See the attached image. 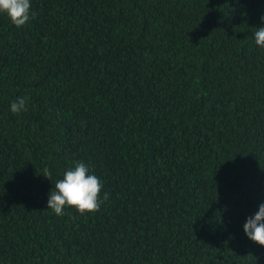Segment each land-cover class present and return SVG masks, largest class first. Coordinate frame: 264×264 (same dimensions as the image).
<instances>
[{
  "label": "trees",
  "instance_id": "trees-1",
  "mask_svg": "<svg viewBox=\"0 0 264 264\" xmlns=\"http://www.w3.org/2000/svg\"><path fill=\"white\" fill-rule=\"evenodd\" d=\"M30 4L0 12V264H264V0ZM77 161L109 198L56 215Z\"/></svg>",
  "mask_w": 264,
  "mask_h": 264
},
{
  "label": "clouds",
  "instance_id": "clouds-1",
  "mask_svg": "<svg viewBox=\"0 0 264 264\" xmlns=\"http://www.w3.org/2000/svg\"><path fill=\"white\" fill-rule=\"evenodd\" d=\"M0 12L8 15L11 22L21 27L35 17L31 11L30 0H0ZM264 21V16L261 17ZM257 45L264 47V26L256 28L254 33ZM13 114L27 111V98L21 96L10 105ZM43 175L51 180V172L45 169ZM103 183L95 174H89V168L83 161L75 162L63 174V178L55 182L47 201L49 209L56 215H64L65 206L74 207L81 214L99 211L109 194L104 193L101 199ZM246 235L254 242L264 246V203L254 216H249L244 224Z\"/></svg>",
  "mask_w": 264,
  "mask_h": 264
}]
</instances>
